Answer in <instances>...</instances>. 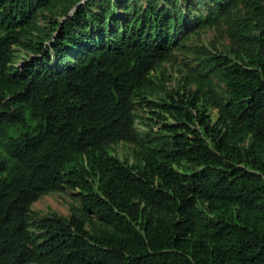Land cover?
<instances>
[{
	"label": "trees",
	"instance_id": "16d2710c",
	"mask_svg": "<svg viewBox=\"0 0 264 264\" xmlns=\"http://www.w3.org/2000/svg\"><path fill=\"white\" fill-rule=\"evenodd\" d=\"M67 1L0 0V264H264V24L247 64L213 55L196 89L159 104L145 97L153 72L237 0H85L42 35L37 12ZM231 27L249 42L247 23ZM36 35L38 57L16 65ZM143 103L162 112L159 132L137 129ZM119 143L135 164L111 153ZM65 190L78 212L33 216Z\"/></svg>",
	"mask_w": 264,
	"mask_h": 264
},
{
	"label": "rangeland",
	"instance_id": "374dc122",
	"mask_svg": "<svg viewBox=\"0 0 264 264\" xmlns=\"http://www.w3.org/2000/svg\"><path fill=\"white\" fill-rule=\"evenodd\" d=\"M85 0H70L65 5L59 4L51 9L40 10L37 12V20L40 27L43 28L42 35H53L54 22H64L67 18L72 17L78 7ZM130 4L137 6H146L144 0H131ZM195 7L191 11L194 15L190 16L191 22L201 14L202 5L194 3ZM254 0H237V5L233 10V14L229 20H222L218 25L206 28H193L188 26L187 33L182 36V47L177 51V59L175 62L164 63L157 71L153 72L155 86L145 94V97L152 102L162 104L166 102L167 94L178 90L183 92L188 89H196L198 83L187 80L197 78L203 68V62L211 58L213 55L228 56L234 62L247 64L249 57L256 55V51L252 53L251 35H256L264 24V16L256 9ZM263 6V3H261ZM99 5L94 6L95 10ZM247 23L248 30L251 33H245L249 42L240 43L236 39L234 30L231 27L232 23ZM42 40L36 37L29 36L25 39L26 46L15 47V64L22 65L24 62L32 61L38 57L35 51V46H39ZM51 39L45 40V45L51 43ZM215 85L220 96H225V84L218 78L209 76ZM156 113H162L160 109H150L145 103L138 105V119L136 127L140 133L152 131L159 132L160 124ZM208 114L212 120H216L217 110L213 107L208 108ZM169 122H174V119L167 113ZM133 146L127 143H119L113 145L111 153L119 158L124 163L135 164L133 157ZM81 201L76 191L65 190L63 192H53L44 195L32 205L33 216L43 217L51 214H57L61 217L69 218L72 213L78 212ZM203 212V206H199Z\"/></svg>",
	"mask_w": 264,
	"mask_h": 264
}]
</instances>
